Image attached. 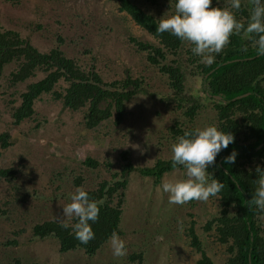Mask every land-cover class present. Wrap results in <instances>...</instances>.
<instances>
[{"label":"rangeland","instance_id":"rangeland-1","mask_svg":"<svg viewBox=\"0 0 264 264\" xmlns=\"http://www.w3.org/2000/svg\"><path fill=\"white\" fill-rule=\"evenodd\" d=\"M141 1L157 9L147 0ZM0 28L20 32L40 51L60 47L79 63L89 62L94 52L104 80L121 77L124 67L134 74L143 72L147 91L127 104L121 125H116L112 118L96 130H89L83 125L84 109L65 108L50 94L35 100L36 114L32 119L14 125L10 101L13 92L22 90L25 84L8 87L11 67L5 68L0 79V132L9 130L14 138L12 146L0 147V169L14 166L19 173L11 180L0 181V264H131L128 256L134 252H143L144 264H195L201 255L186 234L193 221L206 253L214 264H224L223 250L218 248L213 232L206 228L207 221L217 213L216 201L209 197L207 201L169 204L168 194L162 188L158 190L162 181L183 179L184 170L179 169L165 173L158 184L136 171L129 174L119 234L127 248L122 257L113 256L109 241L95 255H88L81 249L62 253L54 238H32L34 225L49 218L60 220L63 205L69 203L68 195L56 192L57 184L62 183L64 191L71 194L78 187L74 177L83 174L88 185L79 187L94 185L92 173L82 163L85 157L101 162L111 160L112 171L121 167L123 151L129 152L136 167H151L157 159L170 158L172 143L164 132L173 116L161 100L168 91L166 76L146 66L144 55L136 52V41L131 37L155 40L126 13L119 12L116 2L20 0L13 5L0 0ZM83 47L93 52L85 53ZM42 76L38 73L33 80ZM190 85L198 96V90L206 83L191 80ZM216 122L211 101L203 98L195 120L197 128ZM108 170L102 167L103 177L110 178ZM58 174L60 180L52 182ZM13 240L18 243L8 244Z\"/></svg>","mask_w":264,"mask_h":264},{"label":"trees","instance_id":"trees-1","mask_svg":"<svg viewBox=\"0 0 264 264\" xmlns=\"http://www.w3.org/2000/svg\"><path fill=\"white\" fill-rule=\"evenodd\" d=\"M4 1L13 5L20 3V0ZM111 1L118 4L119 12L126 13L155 40L148 42L131 37L136 41V52L144 55L146 66L166 76L168 91L161 100L173 116L172 123L164 132L168 141L175 143L184 131L197 128L195 120L203 98L213 105L218 129L233 134L234 142L223 149L215 163L207 169L224 187L216 196H210L216 201L217 213L207 221L206 228L213 232L218 248L223 250L224 264H264V213L249 205L256 187L255 180L258 179L256 168L260 166L264 169V55L257 54L251 39L242 34L235 35L215 56L213 64L206 65L191 52L192 45L188 42H182L167 32L156 33L159 19L166 12V16L175 12V0H171V4L170 0H147L157 9L145 6L141 0ZM228 4L229 0H213L210 6L227 7ZM249 12L248 0H241V9L235 12L236 18L246 24ZM36 28L40 29V25ZM83 50L88 54L93 52L90 48L83 47ZM91 55L89 62L79 63L77 59L68 57L60 47L40 51L20 32L0 28V79L5 66L10 65L8 87L25 84L22 90H15L10 101L13 104L10 108L14 125L34 117L35 100L43 94H50L53 100L61 101L63 107L73 111L84 109L83 125L89 130H96L112 118L116 125H121L126 118L127 104L139 93L147 92L144 73L134 74L129 67H124L121 77L104 80L96 65L97 56L94 52ZM38 73H43V76L31 80ZM191 80L206 83L198 90L201 95H194L195 87L190 85ZM245 93L248 95L234 99ZM215 95L224 100L215 98ZM13 138L9 130L0 132V147L6 149L12 146ZM232 151L237 153L235 162L224 163V157ZM120 157L121 167L117 171L111 170L114 166L111 160L101 162L90 157L82 160L94 179L92 187L82 189L99 208L97 220L92 223L93 239L81 244L71 233V225L76 222L74 219L67 221L69 228H62L60 220L52 218L34 225L32 238H54L60 244L62 253L81 249L88 255H95L114 231L121 234L125 191L131 172L151 177L158 184L165 173L173 169L184 170L179 165L173 168L171 157L157 159L151 167H136L128 151L121 152ZM102 167L109 169L110 178L103 177L100 172ZM18 173L14 166L2 168L0 181L11 180ZM59 175L51 181L60 180ZM73 182L76 187L88 185L83 174H76ZM56 192L70 197L62 183L56 185ZM193 224L194 221L186 234L201 255L195 264H214L198 240ZM17 243V240L8 241V244ZM128 260L131 264H144L143 252L130 254Z\"/></svg>","mask_w":264,"mask_h":264},{"label":"clouds","instance_id":"clouds-1","mask_svg":"<svg viewBox=\"0 0 264 264\" xmlns=\"http://www.w3.org/2000/svg\"><path fill=\"white\" fill-rule=\"evenodd\" d=\"M212 3L213 0H175V12L167 16L166 12L159 19L156 33L167 32L182 42H188L192 45L191 52L206 65L213 64L215 56L235 35L242 34L251 39L257 54L264 55V0H248L250 12L246 24H242L235 15L241 9V0H229L227 7H211ZM233 142L231 132L222 131L214 124L184 131L182 136L177 137L170 146L171 162L173 168L178 165L183 167L184 178L162 181L158 190L162 188L168 194V203L183 205L189 201H207L210 196H216L224 184L207 169L215 163L217 155ZM236 156L237 153L232 151L224 157L223 162L233 164ZM256 172L258 179L255 180L256 187L249 205H254L259 212L264 213V169L257 166ZM69 199L70 202L62 207L60 225L69 228L67 221L74 219L76 222L71 225V233L81 244H87L94 238L92 223L97 220L98 205L80 187L70 194ZM177 223L182 229V222L178 220ZM109 243L113 256L126 255V242L115 231Z\"/></svg>","mask_w":264,"mask_h":264},{"label":"water","instance_id":"water-1","mask_svg":"<svg viewBox=\"0 0 264 264\" xmlns=\"http://www.w3.org/2000/svg\"><path fill=\"white\" fill-rule=\"evenodd\" d=\"M207 95H210V93H207ZM245 95H248V93H245V94H243V95L237 96V97L234 98V99L241 98V97H243V96H245ZM215 98L220 99V100H224L221 96H217V95H215Z\"/></svg>","mask_w":264,"mask_h":264}]
</instances>
